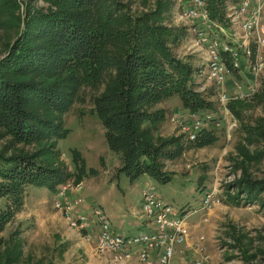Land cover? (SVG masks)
<instances>
[{
	"label": "trees",
	"instance_id": "16d2710c",
	"mask_svg": "<svg viewBox=\"0 0 264 264\" xmlns=\"http://www.w3.org/2000/svg\"><path fill=\"white\" fill-rule=\"evenodd\" d=\"M38 1L0 0L5 48L0 55V133L37 146L9 156L0 152V199L8 203L0 207V232L16 213L14 208L22 206L26 185L55 192L68 178L77 183L86 175L84 158L75 148L70 149L71 173L54 167L48 157L50 153L53 158L57 141L69 133L63 116L84 85L105 83L93 99V112L105 129L108 148L121 157L119 171L131 180L147 174L170 181L173 174L162 169V160L178 158L186 148L182 135H156L165 111L153 110L154 105L177 96L186 113L211 112L212 106L191 83L194 70L173 54L176 29L160 23L174 1L154 0L153 10L139 13H131L121 0H41L45 7H37ZM205 2L210 18L224 24L226 0ZM221 55L231 68L230 55ZM254 98L263 100L264 92H256ZM244 101L230 99L227 108L248 139L253 129L242 119ZM208 127L204 125L188 147L213 144L216 136ZM237 186L238 194L244 193V200L252 203L264 191V180L247 178ZM19 255L15 245L0 250V264H17Z\"/></svg>",
	"mask_w": 264,
	"mask_h": 264
},
{
	"label": "rangeland",
	"instance_id": "374dc122",
	"mask_svg": "<svg viewBox=\"0 0 264 264\" xmlns=\"http://www.w3.org/2000/svg\"><path fill=\"white\" fill-rule=\"evenodd\" d=\"M240 1L226 0V12L233 13V6H237ZM121 2L128 4L132 9L131 13L155 8L154 0H121ZM35 4L37 7L47 6L41 0ZM178 12L177 3L171 4L170 9L164 11V20L160 23L176 29L179 34L178 42L172 47L173 54L191 66L194 70L191 83L212 105L209 110L214 115V119L205 122V126L213 130L216 141L204 147H188L189 141L179 131L178 124L171 121V117L178 113L187 119V110L183 109L177 96L165 99L153 107V110L165 111V119L159 124L156 135L162 138H177L182 135V140L186 142V148L178 158L162 160V169L172 174L178 172V180L172 178L163 183L155 179L153 181L149 175H141L131 180L124 171H119L122 166L121 157L108 149L104 137L105 129L93 112V99L104 89L105 83L100 82L84 85L80 89L70 109L63 116L64 126L70 131L67 136L57 141L53 158L50 153L48 157H51L49 159L54 167H62L70 173L74 171L70 149L79 150L84 158L86 172L84 180L76 183L74 177H70L63 182L65 185L70 184V187H67L66 198L71 190L83 187L81 181H84V184L88 181V186H96L105 178H113L112 184L118 191L116 193L118 197L120 192L122 194V189L127 191V186L131 182L139 191L141 188L143 191L147 187H152L159 197L161 192L163 196L171 193L175 195V198L168 199L171 207L190 213L187 221L199 216L198 221L194 223V232L198 236L197 240L203 236L200 241L204 244L205 253L208 254L206 262L202 264H264V206L261 205L264 191L260 193L258 200L252 203L244 200V193L240 195L237 192V183L241 180L247 178L264 180V99L257 101L254 98L256 92H264V44L257 49V44L251 38L247 40L251 50L259 54L263 62L256 76L249 68L250 63L244 60L239 69L230 68V75L222 86H218L207 80L209 59L207 44L198 41L191 23L181 20ZM229 24V22L225 23L221 32L206 28L205 35L208 37L207 40L216 37L220 43H230L240 52L243 47L242 41L246 42L244 33L239 28L230 27ZM6 32L12 34L13 30ZM1 41L0 39V55L5 52ZM251 61H254V57ZM223 90L229 98L241 96L246 99L241 106V115L243 122L253 129L248 139L243 127L227 108L229 99L225 102L220 100ZM36 149L37 146L34 144L17 143L11 137L0 133V152L4 156L23 150L32 152ZM117 165L118 175L112 173L107 175L106 172H111ZM102 171H105V175ZM150 180L152 183L143 186L145 181ZM206 189L212 191L214 203L207 221L201 222L200 215L191 211L201 204L203 191ZM193 190L196 193H193ZM128 192L134 193L130 191V187ZM234 195L239 197L231 198ZM22 197V206L18 209L14 208L16 213L0 232V250L12 245L17 246L20 250L17 264L38 262L88 264L90 246L84 232L68 226L65 217L54 205V192L46 187L29 184L24 187ZM127 197L133 200V195L128 194ZM111 198L115 202L118 201L113 196ZM10 201L11 198H8L7 202ZM5 202V198L0 199L1 208L4 204H8ZM139 207H141V199ZM115 231L121 235L143 233V231L127 233L117 228ZM94 247L96 253L100 254L96 245ZM195 261L196 259L193 264Z\"/></svg>",
	"mask_w": 264,
	"mask_h": 264
},
{
	"label": "built area",
	"instance_id": "2783aa9c",
	"mask_svg": "<svg viewBox=\"0 0 264 264\" xmlns=\"http://www.w3.org/2000/svg\"><path fill=\"white\" fill-rule=\"evenodd\" d=\"M175 2L178 5L179 18L189 21L198 41L207 44L209 54L208 82L222 86L230 75V68L227 67L221 52L230 55L231 68L234 70L239 69L242 62L247 60L250 63L249 68L252 74L256 76L259 73L263 62L259 54L257 55L255 51L251 50L247 40L251 38L257 44V49L264 44V0H241L237 6H233V13H225V23L229 22L230 27L239 28L244 33L243 37L246 42L242 41L243 47L240 52L230 43H220L216 37L207 40L206 28H213V30L221 32L225 23L222 24L210 18L205 0H175ZM253 57L254 61H251ZM234 98L243 97L235 96ZM234 98H229L225 90L220 96L222 102ZM187 116L186 119L178 113L171 117V121L178 124L179 131L184 134L188 141H194L205 122L214 119L212 112H191L187 113ZM67 187L69 188L70 184L61 183L57 187L54 192V205L61 211L69 227L85 228L88 216L74 211L72 205L66 201ZM213 203L212 191L206 189L203 191L201 204L194 207L191 213L199 214L201 222L207 221ZM141 209L145 218L152 222L153 230L139 235H121L115 231L100 206L94 205L91 209V215L94 216L93 221L98 227L97 251L100 254H110L114 262H123V264L134 259L137 260L136 264H173L174 244L183 242L189 235L187 218L190 213L173 209L169 203L163 201L153 191L152 187H147L142 191ZM199 239L202 240L203 236ZM200 240L195 247L202 252L203 246ZM152 253L156 255L155 259H153ZM207 258L206 255L202 256L194 264L205 263Z\"/></svg>",
	"mask_w": 264,
	"mask_h": 264
},
{
	"label": "crops",
	"instance_id": "0c3cea01",
	"mask_svg": "<svg viewBox=\"0 0 264 264\" xmlns=\"http://www.w3.org/2000/svg\"><path fill=\"white\" fill-rule=\"evenodd\" d=\"M118 165L114 167L111 172H106L108 173L107 175H110L111 173L113 175H118ZM102 172L103 175H105V171ZM144 175L148 176L147 174ZM149 177L154 181L151 176ZM172 178L178 180V172L173 173ZM112 180L113 178L102 179L98 182V184H96V186H88V181L87 184L86 182L84 184V181H81L83 187H81L80 189H73L67 194L66 201H68L72 205V209H74V211L78 213H84L88 216L86 227L81 228V230L84 232L87 243H89L90 246L88 248L87 256L89 258L88 264H123V262H114L111 255L109 254L100 255L95 251L94 246L96 245L98 227L93 221L94 216L91 215V209L94 205H99L106 218L109 220L110 224L123 232L133 233L136 231H143V233H146L147 231L153 230L154 227L152 225V222L145 218L141 207H139L140 199L142 196V188L141 191H139L138 188L136 189L134 186H132L131 182L127 186V191H125L124 189L121 190L123 196L119 191L120 195L118 197L116 195L118 191H116V187L112 184ZM147 183H152V181H145L143 183V186ZM128 187H130V191L134 193L130 194V192H128ZM193 193H196V191L193 190ZM128 194L129 196L133 195V200L127 197ZM112 196L115 197L118 201L115 202L111 198ZM160 198L170 204V201L168 199L175 198V195L169 193L168 195L163 196V193L161 192ZM79 199L80 201L78 202ZM198 219L199 216L198 218H194L193 220L187 222L189 227V235L183 242L174 244L173 264H193V261L195 259L198 260L202 256H208V254L205 253L204 244L202 242H200L203 246L202 252H200L195 247L196 243H198L199 240H197L198 236H196L194 232V223H196ZM155 256L156 255L152 253L153 259H155ZM136 263L137 260L134 259L127 264Z\"/></svg>",
	"mask_w": 264,
	"mask_h": 264
}]
</instances>
